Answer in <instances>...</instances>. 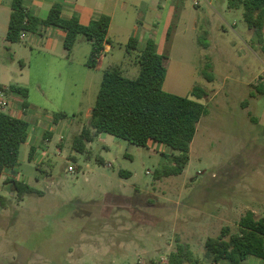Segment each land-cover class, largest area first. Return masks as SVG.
Here are the masks:
<instances>
[{
  "label": "rangeland",
  "instance_id": "obj_1",
  "mask_svg": "<svg viewBox=\"0 0 264 264\" xmlns=\"http://www.w3.org/2000/svg\"><path fill=\"white\" fill-rule=\"evenodd\" d=\"M0 1L11 11L12 0ZM194 1H180L185 5L177 14L181 18L176 17L161 49L167 65L165 92L191 98L195 88L206 93L201 103L207 114L198 125L184 173L155 180L154 173L177 154L159 144L138 147L100 134L87 144V152L74 150V138L89 123L87 107L95 104L101 73L81 105L68 108L76 116L63 147L57 134L46 143L44 166L26 160L17 171L1 174L0 196L10 206L0 212V264H138L139 259L141 264H166L180 242L203 258L207 239L219 237L225 228L238 232L248 207L259 213L257 219L264 218V31L261 42L248 29L243 10L229 9V0H197L199 8ZM6 29L0 25V87L27 88L36 103L42 101V88L58 107L57 90L66 77L40 74L35 61L29 70L27 58L37 59L35 52H18L24 68L4 39ZM115 48L110 62L136 79L140 67L134 56ZM89 52L82 47L77 61ZM78 88L71 89L80 98ZM8 100L6 113L23 98ZM9 175L28 178L27 184L43 194L19 202L3 183ZM211 216L216 221L206 222Z\"/></svg>",
  "mask_w": 264,
  "mask_h": 264
},
{
  "label": "trees",
  "instance_id": "obj_2",
  "mask_svg": "<svg viewBox=\"0 0 264 264\" xmlns=\"http://www.w3.org/2000/svg\"><path fill=\"white\" fill-rule=\"evenodd\" d=\"M229 9H242L248 29L255 31L263 41L264 0H229ZM61 14L62 5L56 3L47 19L41 20L28 12L25 0H12L7 41L17 44L24 33L42 35L48 28H58L66 33L63 44L68 54L72 53L80 38L92 43L88 66L94 68L99 55L105 50L110 18L95 17L89 26L84 27L76 18L65 20ZM126 50L140 67L139 76L129 79L120 69L103 74L89 123L74 138L73 148L80 154L87 152V144L100 134L112 135L138 147H148L152 141L177 153L169 164L154 173L155 180L181 176L190 162L191 145L198 125L207 114L206 106L201 103L206 93L195 88L191 98L164 91L166 58L158 52L154 40H148L140 51L138 41L130 39ZM208 80L211 81V77ZM9 90L27 98L26 88L10 86ZM260 92L264 93L263 86ZM69 118L64 113L54 115L56 123ZM27 131L26 121L0 112V174L18 165ZM120 175L131 176L130 173ZM5 184L19 200L40 193L21 181L7 180ZM9 206V199L0 196V212ZM238 227V232L234 234L225 228L219 237L207 239L203 258L195 255L189 244L178 243L176 250L168 255L166 264H207L208 261L210 264H243L249 257H255L264 264V218L256 219L254 212L247 211Z\"/></svg>",
  "mask_w": 264,
  "mask_h": 264
},
{
  "label": "crops",
  "instance_id": "obj_3",
  "mask_svg": "<svg viewBox=\"0 0 264 264\" xmlns=\"http://www.w3.org/2000/svg\"><path fill=\"white\" fill-rule=\"evenodd\" d=\"M26 7L29 13L33 14L41 20L47 19L50 10L53 5L59 3L62 5V18L65 20H71L76 18L80 25L87 27L91 21L98 16H107L110 18V28L108 31L107 42L105 44V56L98 60L96 66H88V61L92 52V43L85 38H80L74 47L71 54H68L64 49V39L66 33L58 28H48L42 35L24 33L21 38V42L17 44H10L7 41V32L9 26V20L11 11L2 7L3 2L0 1V25L7 26L5 33V41L11 45V50L14 51V57L18 60L21 59V64L24 68L26 65L24 63L25 59L22 54L37 53L38 58L33 60L28 56L29 70L33 68L32 61H35L34 68L39 71L40 74H55L56 76L66 77L63 82V88H58L57 90V100L59 101V106L54 108V98L50 97V92L43 90L41 88L39 96L42 98L40 103L31 101V92L28 90L27 98H23V101L19 103L18 106L10 107L8 114L22 119L28 123L27 140L22 145L20 157L22 155V160L19 159L18 165L11 169L17 171L20 165L24 161L29 163L37 164V168L41 165L44 166L45 157L48 156V146L46 143H51L55 136L58 134L60 136L59 146L63 147L66 134L65 131L73 127L75 123L73 118L75 113L68 111L72 105L80 106V101L82 97L88 96V89L92 87L93 80L103 74L106 71L112 69H120V65L117 62H110L108 55L113 54L118 49L126 50V45L130 39H136L138 41V49L141 51L148 40H154L158 47V52H161L164 41L169 39L172 32L173 24L176 21L177 14L184 9V4H180L182 0H25ZM184 1V0H183ZM194 6L196 8L200 7V2L195 0ZM242 10V9H239ZM181 14L177 17L179 21ZM2 23V24H1ZM196 27L199 23L198 19H195ZM193 23V24H194ZM87 46L91 49L89 52V57L86 55L84 61H77V53L82 47ZM27 51V52H26ZM114 58V57H113ZM121 70V69H120ZM81 82V83H80ZM102 79H100V86ZM14 86V85H10ZM0 87L7 88L9 87ZM20 87V86H18ZM79 87L81 97H78V93L73 92L71 88ZM24 88V87H23ZM70 88V89H69ZM100 90V89H99ZM99 92V91H98ZM17 94H9V98L16 96ZM98 95V93H97ZM96 95V98H97ZM96 101V100H95ZM94 105H89L87 107L86 118L90 119ZM9 107V106H8ZM52 109L49 110V109ZM58 110V111H53ZM71 112V113H70ZM6 113V112H5ZM58 113H64L68 116L72 114V117L66 120L59 121L56 123L54 121V115ZM64 124V126L62 125ZM83 129V127H82ZM82 129L78 132L81 133ZM150 143H154L150 141ZM156 144V143H154ZM46 145V146H44ZM157 145V144H156ZM163 148H167L162 145ZM168 149V148H167ZM4 171L2 173H5ZM1 173V174H2ZM0 174V176H1ZM7 180L21 181L25 184L28 182V178H20L19 180L13 179L11 175L7 176ZM2 182V181H1ZM12 196V193H10ZM43 193H39L42 195ZM31 196V195H28ZM26 197V196H25ZM25 197L19 202L24 201ZM248 211L256 213L252 207L247 208ZM257 219V218H256ZM216 221L214 216L206 219V222ZM169 248H173V244H168ZM138 264L143 263V259H139ZM243 264H261V261L255 257H249Z\"/></svg>",
  "mask_w": 264,
  "mask_h": 264
},
{
  "label": "built area",
  "instance_id": "obj_4",
  "mask_svg": "<svg viewBox=\"0 0 264 264\" xmlns=\"http://www.w3.org/2000/svg\"><path fill=\"white\" fill-rule=\"evenodd\" d=\"M104 54H105V50L103 52H101L97 61L102 59ZM260 78H263L262 82L264 83V71H263V74H261ZM9 94H10L9 89L0 88V112H4L8 108V106H9V100H8ZM69 172L73 173V172H75V169L73 167H70Z\"/></svg>",
  "mask_w": 264,
  "mask_h": 264
}]
</instances>
